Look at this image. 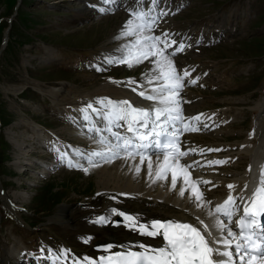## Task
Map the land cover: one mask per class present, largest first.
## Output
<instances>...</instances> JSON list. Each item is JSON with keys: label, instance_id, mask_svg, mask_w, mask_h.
Instances as JSON below:
<instances>
[{"label": "rangeland", "instance_id": "obj_1", "mask_svg": "<svg viewBox=\"0 0 264 264\" xmlns=\"http://www.w3.org/2000/svg\"><path fill=\"white\" fill-rule=\"evenodd\" d=\"M117 1L111 11L101 13L95 7L102 0H0V264H44L51 260L49 249L81 250L80 242H70L67 237L84 239V228L99 227L95 221L108 203L119 205L120 209L112 208L118 212L133 211L129 203L136 196L109 191L112 189L97 184L89 166H85L89 168L86 174L64 167L60 159L68 148L87 150L88 139L81 143L74 137L91 132L90 128L84 131L86 124L100 127L90 124L91 119L73 121L84 117L81 109L98 96L93 92L110 85L140 92L161 83L148 84L144 79L145 73L158 74L156 68L144 64L150 59L154 63L158 57L132 68L102 63L106 56L119 55L124 37H117L133 19L130 9H147V0L140 5L135 0ZM163 4H167L168 14L156 23L158 31L159 26H173L171 40L186 45L173 58L178 73L185 69L190 73L184 77L178 97L185 100L182 112L202 116L201 121L210 123L201 130V141L223 146L218 156L223 155L228 164L213 173V182L223 180L220 187L204 188L211 194L204 195L205 199L213 203L227 195V186L239 181L248 168L250 157L242 154V142L254 135L246 146L256 145L264 130V114L256 108H264V0H159L156 6ZM76 10L84 15L78 21L74 19ZM6 29L9 32L4 33ZM158 31L150 35L166 33ZM133 38L127 37V41ZM158 47L164 53L169 50L164 44ZM97 66L105 70L97 71ZM130 79L141 86L120 83ZM193 79L195 84L190 83ZM61 83L65 98L77 97L70 118L64 109L69 105L63 106L58 99L56 105L52 103L55 95L50 92ZM88 113L94 112L90 109ZM150 179L148 175L145 182ZM163 187L169 190L170 185L166 182ZM151 188L146 192L153 197L150 194L157 191L155 186ZM110 210L105 235L109 228L125 227L123 217L110 215ZM64 226L78 235L62 234ZM84 244L89 247V242ZM19 252L24 253L22 257Z\"/></svg>", "mask_w": 264, "mask_h": 264}, {"label": "snow or ice", "instance_id": "obj_2", "mask_svg": "<svg viewBox=\"0 0 264 264\" xmlns=\"http://www.w3.org/2000/svg\"><path fill=\"white\" fill-rule=\"evenodd\" d=\"M115 0H102L105 5L114 3ZM159 0H152L153 5H157ZM101 13L111 11V8L101 7L98 9ZM153 10L145 12L143 10L130 13L133 19H129L124 25L121 36L117 37H135L134 42L124 45L118 49L119 55L106 56L102 63L108 65L126 64L132 68L139 65L149 57H158L155 60L157 75L145 73V81L153 84L160 81L158 87L151 88L150 92L140 91V95L147 101L155 102L151 108H142L134 106L128 100L114 101L109 97L97 98L93 102H89L86 107L81 109L85 113V119H88V110L96 113L103 121L106 122L105 129H99L95 125L90 131L99 134L100 131L111 133L112 139L107 137H99L97 144L101 146L100 150H94L87 156V163L91 167L99 166V161L93 157H100L104 162H111L116 158L123 157H140V163L143 164L146 155H161L163 163L157 166L155 171V180L166 179V173L171 172V184L173 189L176 188L177 175L184 174V183H191L192 197L201 207L203 193L198 189L199 184L210 183L209 181L192 180L190 181L187 170L191 165H181L180 158L188 155L186 151L179 148V131H199L196 123L201 122V117L188 118L190 123H185L180 107L179 93L184 87V77L190 75L187 69L182 74L178 73L174 66V56L177 52H182L186 45L184 42L171 40V34L163 33L161 36L143 35L145 30L151 32L154 30L159 17L167 15V12L161 11L158 16L152 14ZM138 21V23H137ZM164 44L165 48L175 45L172 51L165 55L164 51L158 46ZM190 47V45H187ZM97 71H104L103 67L97 66ZM194 71V69H193ZM117 83L116 81H111ZM192 84L196 83L193 79ZM128 85L137 84L135 80H128ZM141 85L137 84V87ZM136 91V88H132ZM100 105L104 109L103 113L100 109L94 108L93 105ZM203 115V114H201ZM194 121L195 123H191ZM177 122L182 129L177 126ZM126 125V131L131 136L122 135L120 132H114L113 126L120 128ZM207 127V124L203 125ZM171 130V133L170 131ZM158 148V153H152L148 150ZM59 152V149H56ZM195 152V149L191 150ZM207 151H220V149H208ZM203 152V150H201ZM75 155H83L76 152ZM171 157V162L169 161ZM62 161L67 160L69 168H79L86 174L88 167H84L79 162H73L68 159L67 153H60ZM227 161L214 160L209 161L208 166L223 165ZM148 175L153 176L152 162L148 163ZM141 169L136 168L139 174ZM155 180L153 182H155ZM229 196L223 204L217 205L214 212H209V217L213 218L211 225L205 224L203 220H199L198 227L190 223H180L176 221H159L153 220L150 225L140 224L136 217L118 212L116 209L110 210V215L115 214L123 217L125 221H131V224H125L132 230L137 231L140 235L155 238L162 236L163 243L159 247L139 243L137 245H103L100 250L107 255H101L97 258L84 256L78 261L73 258L70 250L60 249L57 252L48 250V257L51 258L52 264H67L68 259H73V264H252L256 259L264 261V166H262L258 186L253 190L250 197H234L231 193L234 185H228ZM247 185H245V190ZM185 189L180 190L183 197ZM237 199L243 204V215L236 220V228L231 226L233 217L240 211L237 205ZM223 217V219H221ZM259 217V220L257 219ZM101 225L108 223L106 217L101 216L97 221ZM119 226V224H117ZM92 238H84V242L88 243ZM114 248L121 251L112 252ZM137 249V250H133ZM43 251V249H42Z\"/></svg>", "mask_w": 264, "mask_h": 264}, {"label": "bare ground", "instance_id": "obj_3", "mask_svg": "<svg viewBox=\"0 0 264 264\" xmlns=\"http://www.w3.org/2000/svg\"><path fill=\"white\" fill-rule=\"evenodd\" d=\"M115 1H116V3H112L110 5L102 4V5L95 7V9H97V11H99L98 9L101 7L111 8L112 6H114V4L116 5L118 3L117 0H115ZM147 2L150 3V6H149L148 10L145 12H149L150 10L154 9V11H152V14L158 16V14L161 11L156 9L155 5H153V3H152V0H147ZM135 11H140V10L136 9ZM75 12H76L75 13L76 16L75 17L73 16V17L76 21H78L81 17L84 16L83 13H81L80 11L76 10ZM137 23H138V21H137ZM172 27L173 26H167V27L165 26L163 28V26H161V29H162V31H165L166 33H171ZM161 29H159V31ZM5 32H9V29H6V31H4V33ZM8 34L6 33V36L5 37L3 36L4 40L2 41V44L7 43ZM146 34L148 35V31L146 32ZM134 40H135V38H133L132 42H134ZM180 41L181 40H179V42ZM132 42H128L127 37H124V41L122 42V44L118 48L121 49L124 45L130 44ZM4 46H2L1 51L4 49ZM172 49H173V47H169V50L166 51L165 54L171 52ZM161 50H162V48H161ZM144 64L148 68H151V69L156 68L155 62L153 63L151 59L149 61L145 62ZM60 85H61V87L55 89L54 91L52 90L50 92V94L55 95L52 99V103H54L56 105V103H57L56 101L58 99V101L63 106L65 104L69 105L67 107L64 106V109L66 111V114H68L67 118L68 117L70 118L72 116H70L69 114H71L72 109L74 108L72 105H74V104H76V102H78V101H76L77 97L65 98V96H66V95L64 96V92H65L64 88L65 87L62 85V83ZM150 90H151V88L150 89L147 88V91L150 92ZM93 93H97L98 96H96V98H94V99H90L92 102L95 101L97 98L109 97L114 101L128 100L134 106L142 107V108H146V109L151 108L154 105L153 101H147V100L143 99L140 95H138L139 92L137 90L135 92L134 91H127L124 88L119 87L118 85H110L108 87H103L100 90L95 91ZM179 94H181V93H179ZM59 98H61V99L59 100ZM180 101H182V102H180V107L183 111L185 100L180 98ZM94 105H96V107L100 108V105H97V104H94ZM256 108L260 109V114H264V108H262L261 105L256 106ZM104 111H105L104 109L100 108L101 113H103ZM77 112L79 113V111H77ZM73 113H74V110H73ZM83 114H84L83 115L84 117H82L79 113L81 118L74 117L73 121L76 123H80L82 121V119L83 120L85 119V113H83ZM183 114L184 113L182 112V115ZM87 116H88V119H91L90 121H88L90 124L94 125V124L98 123L100 125L99 129H105L106 128V122L103 121L97 114L93 113V115H92L91 113H87ZM183 117L185 118V120H184L185 123H190L188 118L196 117V116L195 115L194 116H184L183 115ZM200 117L202 118V116H200ZM71 121H72V119H71ZM204 121H201V122H203V124H201V125H198L196 123V127L200 129L199 131H183V130L179 131V140H180L179 145L181 147V151H186L189 153L188 155L180 158V164L192 166L190 169L187 170V175H189L190 181L201 180V181H209L210 182V183L199 184L197 186L199 191L201 193H203V197H204V195L206 196V195L210 194L209 191H207V190L205 191V189H204L205 187L209 188V186H210L213 189L216 187H218V188L220 187L221 181H223V180L222 179H216L213 182V173L216 172L215 171L216 169H218L220 167L224 168L226 165H228L227 163H225L223 165L208 166L209 161H214V160L226 161V159L224 158L223 155L218 156V153H220L222 151L223 146L217 145L216 143H205L204 144L203 141H201V136H199V135H200L201 130L204 128L203 125L206 124ZM191 123H195V122L192 121ZM208 124H210V123H207V125ZM86 125H87V127L84 129V131H86V130L89 131L90 129L93 128V126H90L89 124H86ZM177 126L182 129V126L179 125V122H177ZM113 131L114 132L118 131L122 135L131 136V133H128L126 131V125H124L120 128H116L113 126ZM169 131L171 133V130H169ZM258 133H259V131H257V134ZM79 135L74 136L76 138V140L78 142L84 143V140L88 139L89 141L87 140V143L91 144V147L88 144H85L86 146L84 148H87V150L85 152H81L79 150L77 151V149H74V148L73 149L68 148L66 151H63V153H67L68 155H70V157H68V159H72L74 163L79 162L83 166L88 165L87 156L89 153H91L94 150H97V151L100 150L101 146L98 145L96 142L99 137L103 136V137H107L109 140L112 139L111 133H109L107 131H100L99 134H97V132H95V131H91L90 133L86 134L87 136L82 135V134H81V136H79ZM259 135H260L259 137H257V135H255V137L259 138V140H258L259 142L256 145H250L249 147L246 146L247 144H251L254 141V138L251 137L254 135H251L250 137L245 139L241 144L242 146H245L244 148H242V152H243L242 154L249 156L250 162H249L248 168L242 173L241 177H239V181H237L235 184H233L235 186V188L231 194L234 197H237V198L240 196H243L245 198L250 197L253 193V190L256 189L258 186V182H259L260 174H261V169H262V166H264V130H262L261 133H259ZM70 136H73V135L70 134ZM91 136H94L93 141L90 138ZM70 139L73 140L72 138H69V141H70ZM192 149H195V152H192L191 151ZM208 149H220V151H211L210 152V151H207ZM201 150H203V152H201ZM148 151L152 152V153H158L160 151V149L151 148ZM76 152L82 153L83 155H75ZM70 153H72V154H70ZM93 159L99 161V166H97V167H91L89 165L88 166L90 167V169L92 171H94V178L96 179V182L99 186H103L105 188L112 189L109 191H115L116 193H124V194H128V195L136 196V200L133 201L132 203H129V206L133 207V211L127 212V213L136 217L138 221H143L142 224L150 225L153 220H159L162 222L163 221H176V222H180V223H190V224H193V225H196V226L202 228L203 226L199 225V220H203L205 224L211 225L213 223L214 217L210 218L209 212H214L215 207L217 205L223 204L224 201L229 196V191H228L227 195L226 194L223 195L222 198H220V199L215 198L213 203H209L204 197L203 200L200 202L202 206L197 207V204L194 201V198L192 197L191 183L188 185H186L184 183V174L178 173L177 184H176L175 189H173L172 184H171V178H172L171 172L166 173V179L155 180L154 172L156 171L157 166L159 164L163 163V156H153L152 157V156L147 155V157L144 158L143 164L140 163V157L139 156L116 158V159L112 160L111 162H104V160H102L100 157H93ZM149 160H151V162H152L153 176L154 177L152 176L149 181L145 182L147 179V176H148V167L147 166H148ZM228 160H230V158ZM169 161L171 162V158H169ZM63 162H64V164H67V160H64ZM137 167L141 168V171L139 174L136 173ZM211 167H216V168L211 169ZM154 180H155V182H153ZM166 182H168L170 185L169 190H167L166 188L163 187V185ZM152 185L155 186L156 191H157L155 193L150 194V195H154L153 197L149 196V194L147 193V192L152 191V188H151ZM245 185H247L246 190H245ZM145 187H146V189H145ZM181 189H185V194L183 197H181V195H180ZM238 201H239V199H237L236 203H238ZM146 203L150 204V207L147 209H144L143 204H146ZM105 207H106V209L104 210V212H102V215H101L104 217H106L108 215V212L110 209H112V208L120 209L119 205L111 206L109 203ZM59 219L65 223L67 221V220L64 221V219H62L61 217ZM221 219H223V217H221ZM108 223L105 226H100L101 224L99 223V227L89 226L87 229L84 228L83 232H87V233H84L86 235H84L83 237L84 238H86V237L92 238L89 241V247L86 244H84V239H82V238L81 239H78V238L73 239L71 237L70 238L67 237L70 240V242L74 243V242L78 241L83 246V248L81 250L74 249V248L71 249L73 251V253H71L73 258H75L78 261L80 258H82L84 256L97 258L101 255H107L108 253H105L102 250H100L101 247L103 246V244L107 245V244L111 243V244H117V245L122 244V245L128 246V245H137L139 243H144L146 245L159 247L163 243L162 236H157L155 238H152V237L140 235L137 231H135V233L132 234V236L130 238H128L127 235H129L130 233H133V231H134L128 227H126V228L124 227L123 229L119 228L117 230L109 228L108 229L109 235H105L103 230H107V227L109 225ZM124 223L125 224H131L132 222L124 220ZM50 224L53 225L56 223H55V221L52 220V222ZM231 226L233 227V229L236 228V226H234L233 223ZM61 231H62V234L66 235V236H71V235H74L75 233H77L74 235L75 237L78 235V232H76L74 230L70 231V229L67 228V226H64L63 229H61ZM99 245H101V246H99ZM62 248L64 249V247H59L58 249L60 250ZM133 250H137V249H133ZM111 251L112 252H118V251H121V249L114 248ZM18 254L21 255L20 257H22V255L24 253L19 252ZM17 257H18V255H17ZM17 257L15 258L16 260H17ZM40 258L45 259V257H40ZM47 260H49V259H47ZM17 262H18V260H17ZM61 264H62V262H61ZM67 264H73V259H71V258L68 259ZM252 264H264V261L259 259L258 261H253Z\"/></svg>", "mask_w": 264, "mask_h": 264}]
</instances>
